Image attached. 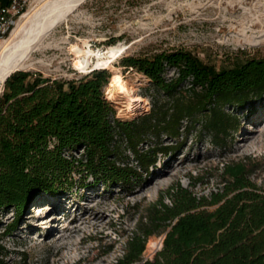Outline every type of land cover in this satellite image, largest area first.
Returning a JSON list of instances; mask_svg holds the SVG:
<instances>
[{
    "label": "trees",
    "instance_id": "trees-1",
    "mask_svg": "<svg viewBox=\"0 0 264 264\" xmlns=\"http://www.w3.org/2000/svg\"><path fill=\"white\" fill-rule=\"evenodd\" d=\"M121 65L144 74L156 91L148 94L151 108L132 119L118 117L105 95L111 76L107 68L67 80L20 69L5 79L0 94V210L14 207L21 214L42 192L70 190L78 184L74 173L104 184L138 185L141 170L147 172L159 153H175L183 145L179 140L163 143L162 135L179 139L189 129L183 122L193 123L204 114L203 126L221 144L235 125L225 107L264 99V56L218 68L179 47L125 55ZM169 69L176 75L168 77ZM151 136L153 144L142 148ZM248 165L243 160L225 163L222 190L209 198L180 184L171 187V203L161 197L151 205L147 221L115 264H264V191L251 179ZM162 232V248L144 258L149 237Z\"/></svg>",
    "mask_w": 264,
    "mask_h": 264
},
{
    "label": "rangeland",
    "instance_id": "rangeland-1",
    "mask_svg": "<svg viewBox=\"0 0 264 264\" xmlns=\"http://www.w3.org/2000/svg\"><path fill=\"white\" fill-rule=\"evenodd\" d=\"M260 1L264 2L84 0L52 28L45 39L46 46L31 53L35 66L23 70L44 78H78L86 71L74 68L72 43L87 40L95 48L126 44L128 48L113 65L134 88L110 100L118 117L132 119L151 108L148 94L156 91L144 74L121 65L123 56L184 47L218 68L263 57L264 43L239 44L228 39L233 29L230 25H238L245 7L255 12L264 7ZM99 68H107L111 74L115 69ZM174 75V69L167 71L168 77ZM140 96L147 103L136 101L135 112L126 110V102ZM225 109L235 125L221 144L215 143L214 133L203 126L204 114L193 123L184 121L189 129L179 139L161 137L166 144L183 141L182 147L175 153H159L147 172L141 170L142 182L138 185L104 184L89 174L74 173L78 184L72 189L57 195L42 192L21 214L14 207L0 210V264H115L124 255L130 237L147 221L154 202L162 197L171 203L168 191L178 184L197 197L209 198L212 192L222 190V172L227 162H248L251 179L264 191V99L243 107L228 105ZM153 142L151 136L141 147L146 149ZM127 153L135 165L133 153ZM39 204L48 205L41 215L37 214ZM14 222L15 229L3 235ZM165 235L162 232L149 237L144 258L154 257L162 248Z\"/></svg>",
    "mask_w": 264,
    "mask_h": 264
},
{
    "label": "bare ground",
    "instance_id": "bare-ground-1",
    "mask_svg": "<svg viewBox=\"0 0 264 264\" xmlns=\"http://www.w3.org/2000/svg\"><path fill=\"white\" fill-rule=\"evenodd\" d=\"M82 1L84 0H37L18 19L10 35L0 41V93L5 78L10 73L35 66L36 61L32 59L31 53L41 46H46L44 44L45 39L52 28L67 17ZM261 4L264 6V2H261ZM245 9V14L238 25H230L233 29L230 30L232 34L228 39L239 44H263L264 7L258 8L255 12L246 7ZM47 44L49 45V43ZM127 48L128 46L123 43L110 45L106 48H95L87 40L70 45V50L74 54L75 69L87 72L99 67L112 66L115 68L112 70L110 81L105 87L106 97L109 99H115L117 94L130 93L134 88L123 77L119 68L113 65L114 60L123 54ZM140 100L147 103L145 97H131L126 102V110L135 112L137 110L136 101ZM36 208L38 210L37 214L41 215L48 208V205L39 204Z\"/></svg>",
    "mask_w": 264,
    "mask_h": 264
},
{
    "label": "built area",
    "instance_id": "built-area-1",
    "mask_svg": "<svg viewBox=\"0 0 264 264\" xmlns=\"http://www.w3.org/2000/svg\"><path fill=\"white\" fill-rule=\"evenodd\" d=\"M37 0H10L0 3V41L7 37L16 26L18 19L32 7Z\"/></svg>",
    "mask_w": 264,
    "mask_h": 264
},
{
    "label": "water",
    "instance_id": "water-1",
    "mask_svg": "<svg viewBox=\"0 0 264 264\" xmlns=\"http://www.w3.org/2000/svg\"><path fill=\"white\" fill-rule=\"evenodd\" d=\"M10 74H11V73H10ZM10 74H9V75H10ZM9 75H8V76H9ZM8 76H7V77H8ZM7 77H6V78H7ZM6 78H5V79H6Z\"/></svg>",
    "mask_w": 264,
    "mask_h": 264
}]
</instances>
